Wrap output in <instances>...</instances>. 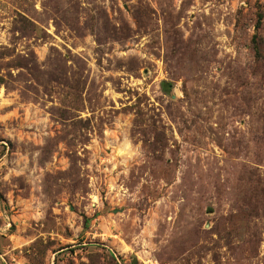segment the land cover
I'll return each instance as SVG.
<instances>
[{
    "label": "rangeland",
    "instance_id": "374dc122",
    "mask_svg": "<svg viewBox=\"0 0 264 264\" xmlns=\"http://www.w3.org/2000/svg\"><path fill=\"white\" fill-rule=\"evenodd\" d=\"M0 264H264V0H0Z\"/></svg>",
    "mask_w": 264,
    "mask_h": 264
},
{
    "label": "trees",
    "instance_id": "16d2710c",
    "mask_svg": "<svg viewBox=\"0 0 264 264\" xmlns=\"http://www.w3.org/2000/svg\"><path fill=\"white\" fill-rule=\"evenodd\" d=\"M257 39H258V35H257V36L255 35L254 40H253V47L255 48V50L258 51V49H259V44H258Z\"/></svg>",
    "mask_w": 264,
    "mask_h": 264
}]
</instances>
